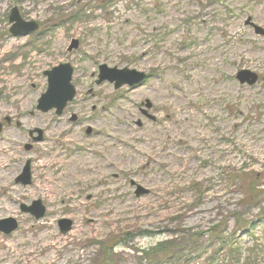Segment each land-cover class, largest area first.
<instances>
[{"label":"rangeland","instance_id":"1","mask_svg":"<svg viewBox=\"0 0 264 264\" xmlns=\"http://www.w3.org/2000/svg\"><path fill=\"white\" fill-rule=\"evenodd\" d=\"M13 8L37 32L11 37ZM246 19L264 31V0H0V220L18 225L0 264H264V37ZM59 65L75 98L36 111ZM101 65L147 78L116 91ZM34 201L39 221L20 211ZM165 241L174 258L141 257Z\"/></svg>","mask_w":264,"mask_h":264},{"label":"water","instance_id":"2","mask_svg":"<svg viewBox=\"0 0 264 264\" xmlns=\"http://www.w3.org/2000/svg\"><path fill=\"white\" fill-rule=\"evenodd\" d=\"M80 1L81 0H77V3ZM8 22L11 24L9 33L13 37H24L37 30V26L34 23L23 22L15 8L10 11ZM246 24H249V22L246 21ZM252 28L255 34L264 36V32L260 28L256 26L254 27L253 25ZM76 48L77 42L72 41L68 48V52L75 50ZM98 72L99 75L96 84L98 85L104 81H107L108 83H113L115 90L125 85L129 87L138 85L145 79L143 74L126 69L118 71L116 69H108L105 66H100L98 68ZM44 76L47 78V90L37 101L36 109L42 113H46L52 109H55L56 115H60L66 104L71 102L75 95L74 89L70 85L72 69L68 65H60L49 72H45ZM236 78L240 84L246 83L248 85H252L256 82V76L248 72H238L236 74ZM145 105L146 109H150V104L148 102H146ZM32 133H36L38 135L34 141L37 142L41 140L40 131L35 130L34 132H31L30 135ZM25 150L29 151L30 147L25 146ZM15 183L20 184L21 186L30 185L28 162H26L21 174L15 179ZM146 194L147 191L141 187H137L134 195L136 198H138ZM20 211L24 214H29L34 218L35 221L40 220L45 213V209L39 201H34L30 207L21 206ZM57 226L60 234L64 235L70 231L72 223L69 220L62 219L58 221ZM16 229L17 223L15 220L9 218L0 221V233L4 235H10Z\"/></svg>","mask_w":264,"mask_h":264},{"label":"trees","instance_id":"3","mask_svg":"<svg viewBox=\"0 0 264 264\" xmlns=\"http://www.w3.org/2000/svg\"><path fill=\"white\" fill-rule=\"evenodd\" d=\"M251 185V184H250ZM250 187V186H249ZM244 194H245V199L240 203V205L242 204H246L247 201H250V197H251V194H250V190L248 189H245L244 190ZM238 225H240L238 223ZM111 251L112 250V247L111 249H107L105 252V255L108 254L107 251ZM174 251H175V247H174V243L173 242H161V243H158V244H155L153 247H151L150 249H148L146 252L145 251H142V255L144 258L146 259H161V258H165V259H172L171 257L174 256ZM174 258V257H173ZM107 259V258H106Z\"/></svg>","mask_w":264,"mask_h":264},{"label":"bare ground","instance_id":"4","mask_svg":"<svg viewBox=\"0 0 264 264\" xmlns=\"http://www.w3.org/2000/svg\"><path fill=\"white\" fill-rule=\"evenodd\" d=\"M63 133H64V131H61L60 132V134H63ZM107 137H109V136H107ZM3 157H4V155L0 151V159L3 158ZM107 165L110 166V163H107ZM0 167H1L0 168L1 170L4 168L3 165H0ZM88 170H90L91 174L94 173V169L93 168H85V167L84 168L81 167V169L79 170V172L80 173H83V174H86V173H88ZM4 175H6V174H4ZM3 179H4V177L3 176L1 177V175H0V184H1V182H2Z\"/></svg>","mask_w":264,"mask_h":264},{"label":"flooded vegetation","instance_id":"5","mask_svg":"<svg viewBox=\"0 0 264 264\" xmlns=\"http://www.w3.org/2000/svg\"><path fill=\"white\" fill-rule=\"evenodd\" d=\"M76 120H77V119H75V121H76ZM75 121H74V122H75ZM5 122H6V120H5ZM8 122H9V120H7V122H6V123H8ZM1 128H2V126H1ZM131 187H132V186H131Z\"/></svg>","mask_w":264,"mask_h":264}]
</instances>
